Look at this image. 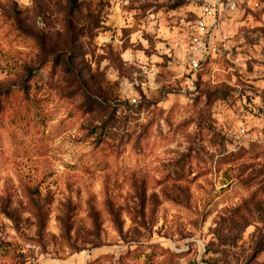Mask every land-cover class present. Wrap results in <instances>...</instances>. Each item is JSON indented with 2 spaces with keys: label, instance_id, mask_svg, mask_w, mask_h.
Wrapping results in <instances>:
<instances>
[{
  "label": "rangeland",
  "instance_id": "obj_1",
  "mask_svg": "<svg viewBox=\"0 0 264 264\" xmlns=\"http://www.w3.org/2000/svg\"><path fill=\"white\" fill-rule=\"evenodd\" d=\"M206 1L0 0V264H264V0Z\"/></svg>",
  "mask_w": 264,
  "mask_h": 264
},
{
  "label": "built area",
  "instance_id": "obj_2",
  "mask_svg": "<svg viewBox=\"0 0 264 264\" xmlns=\"http://www.w3.org/2000/svg\"><path fill=\"white\" fill-rule=\"evenodd\" d=\"M262 0H207L200 8V17L198 25L204 29L209 26H214L223 16L233 14L240 10L256 9L261 6ZM195 68L198 67L196 62H193Z\"/></svg>",
  "mask_w": 264,
  "mask_h": 264
}]
</instances>
